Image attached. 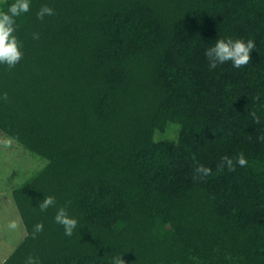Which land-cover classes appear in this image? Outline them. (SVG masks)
I'll list each match as a JSON object with an SVG mask.
<instances>
[{"label": "trees", "instance_id": "trees-1", "mask_svg": "<svg viewBox=\"0 0 264 264\" xmlns=\"http://www.w3.org/2000/svg\"><path fill=\"white\" fill-rule=\"evenodd\" d=\"M16 23L0 130L47 163L13 191L27 234L2 264H264V0H31ZM228 38L255 42L251 62L210 70L205 50ZM169 123L179 140H157ZM240 153L246 166L217 168ZM196 163L211 175L193 180Z\"/></svg>", "mask_w": 264, "mask_h": 264}, {"label": "clouds", "instance_id": "clouds-1", "mask_svg": "<svg viewBox=\"0 0 264 264\" xmlns=\"http://www.w3.org/2000/svg\"><path fill=\"white\" fill-rule=\"evenodd\" d=\"M31 10V0H13L8 5L7 10H0V65H6L8 69H13L23 58V43L15 35L17 31V18L29 13ZM54 9L48 5H42L36 13V18L43 21L46 16H54ZM33 40H39V32L32 33ZM256 45L252 39L247 41L243 39H217L215 44L205 50V56L208 60L209 69H215L218 65L231 62L232 66L239 69L251 62L250 53L255 49ZM9 99L8 93L0 94V100L7 102ZM259 100V96L255 97ZM253 122L259 124L260 118L253 111L250 113ZM175 127H179L176 125ZM264 141V136L259 137ZM195 159V158H194ZM244 167L247 165V159L243 153H240L234 160L229 156L221 158V162L217 165L219 170L227 167L229 172L235 171L236 165ZM211 169L203 164L196 163L194 167L193 180H200L211 175ZM56 198L52 195L45 196L38 204L41 212H46L50 207L56 206ZM54 220L64 229V234L71 237L74 231L78 228V220L68 214L66 206L57 208ZM15 223H10L9 228L15 229ZM44 226L42 222H38L33 226L31 237L36 239L43 232ZM118 254L112 257V264H126L125 260ZM24 264H41L38 256L28 254L24 260Z\"/></svg>", "mask_w": 264, "mask_h": 264}, {"label": "rangeland", "instance_id": "rangeland-1", "mask_svg": "<svg viewBox=\"0 0 264 264\" xmlns=\"http://www.w3.org/2000/svg\"><path fill=\"white\" fill-rule=\"evenodd\" d=\"M9 0H0V8ZM178 123H169L164 130L157 129L155 138L170 142H177L181 133ZM47 159L31 152L24 145L0 130V175L3 181L8 182V187L21 185L28 181L36 172L42 169ZM8 188V189H9ZM2 208H7V222L0 226V264L24 240L27 232L15 205L11 192L0 198ZM5 205V206H4ZM2 211V210H0ZM6 217V216H5ZM0 220H3L1 218ZM15 223V229L9 228L10 223Z\"/></svg>", "mask_w": 264, "mask_h": 264}, {"label": "crops", "instance_id": "crops-1", "mask_svg": "<svg viewBox=\"0 0 264 264\" xmlns=\"http://www.w3.org/2000/svg\"><path fill=\"white\" fill-rule=\"evenodd\" d=\"M2 171V170H1ZM0 171V173H2ZM3 177L0 175V198L1 197H4L5 195H7V192L8 191H10L11 192V195L13 196V199H14V202H15V205H16V207H17V204H16V201H15V198H14V194H13V191H14V189L17 187V185H13V186H11L10 188L8 187V182H5V181H3ZM19 186V185H18ZM9 188V189H8ZM1 201V200H0ZM0 205H2L1 204V202H0ZM3 206V205H2ZM5 206V205H4ZM0 210H2V211H0V219L1 218H3V220H0V226L4 223V222H7V218L8 219H10L9 217H7V208H2L1 206H0ZM17 210H18V212H19V209H18V207H17ZM19 214H20V212H19ZM6 216V217H5ZM20 217H21V215H20ZM22 219V218H21ZM22 223H23V220H22ZM6 260V259H5ZM4 260V261H5ZM3 261V262H4ZM2 264V263H1Z\"/></svg>", "mask_w": 264, "mask_h": 264}]
</instances>
